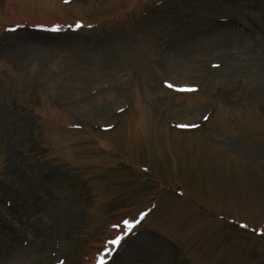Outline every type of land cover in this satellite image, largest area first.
<instances>
[{"label":"rangeland","instance_id":"obj_1","mask_svg":"<svg viewBox=\"0 0 264 264\" xmlns=\"http://www.w3.org/2000/svg\"><path fill=\"white\" fill-rule=\"evenodd\" d=\"M0 264H264V0H0Z\"/></svg>","mask_w":264,"mask_h":264},{"label":"bare ground","instance_id":"obj_2","mask_svg":"<svg viewBox=\"0 0 264 264\" xmlns=\"http://www.w3.org/2000/svg\"><path fill=\"white\" fill-rule=\"evenodd\" d=\"M7 250H9V248H6V250H1V253L2 254H5V255H9L11 252H8Z\"/></svg>","mask_w":264,"mask_h":264},{"label":"snow or ice","instance_id":"obj_3","mask_svg":"<svg viewBox=\"0 0 264 264\" xmlns=\"http://www.w3.org/2000/svg\"><path fill=\"white\" fill-rule=\"evenodd\" d=\"M141 215H143V214H141ZM124 223H125V225H127V224H128V222H127V221H125ZM113 242L115 243V242H118V241H113Z\"/></svg>","mask_w":264,"mask_h":264}]
</instances>
